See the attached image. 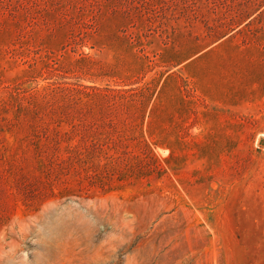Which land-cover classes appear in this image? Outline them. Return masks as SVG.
<instances>
[{
    "label": "rangeland",
    "instance_id": "1",
    "mask_svg": "<svg viewBox=\"0 0 264 264\" xmlns=\"http://www.w3.org/2000/svg\"><path fill=\"white\" fill-rule=\"evenodd\" d=\"M0 264H264V0H0Z\"/></svg>",
    "mask_w": 264,
    "mask_h": 264
}]
</instances>
